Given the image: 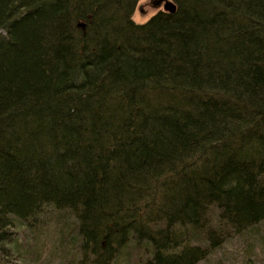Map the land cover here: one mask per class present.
Wrapping results in <instances>:
<instances>
[{
    "label": "trees",
    "instance_id": "trees-1",
    "mask_svg": "<svg viewBox=\"0 0 264 264\" xmlns=\"http://www.w3.org/2000/svg\"><path fill=\"white\" fill-rule=\"evenodd\" d=\"M138 1L0 0V264L264 261V0Z\"/></svg>",
    "mask_w": 264,
    "mask_h": 264
},
{
    "label": "rangeland",
    "instance_id": "rangeland-1",
    "mask_svg": "<svg viewBox=\"0 0 264 264\" xmlns=\"http://www.w3.org/2000/svg\"><path fill=\"white\" fill-rule=\"evenodd\" d=\"M167 1H170V0H139L133 12L134 21L140 24H142L143 22H146L155 13H157V11L163 10ZM13 231H15L18 237H20V240L23 242L28 238L27 237L28 232L22 228L20 229L13 228ZM53 239L51 238V240H49L50 242L48 241L49 243L47 245L48 249L43 250V254L41 255V261H38V262L33 261L34 255H32L33 257L26 258V261L16 259V257L12 255L6 258L7 260H9V263L15 262L14 264H71L72 261L66 262V259H65L64 262H60L57 258H55L53 254L56 251H55V248L52 247ZM250 242L251 240L248 243H246L248 250H251V246L254 244V242H251V243ZM33 244L34 242L30 241V247ZM240 248L243 249V247H241L239 244H236L235 241L229 242L228 244L224 245L222 251L217 256H214L210 258V260H208V264H241V256H240L241 249ZM255 249L257 252H259L257 247ZM260 257L261 256L258 255V259ZM263 258H264V255H263ZM260 263L264 264V261L260 260Z\"/></svg>",
    "mask_w": 264,
    "mask_h": 264
},
{
    "label": "water",
    "instance_id": "water-1",
    "mask_svg": "<svg viewBox=\"0 0 264 264\" xmlns=\"http://www.w3.org/2000/svg\"><path fill=\"white\" fill-rule=\"evenodd\" d=\"M176 9V4L175 2H173L172 0L170 1H167L165 6H164V9L165 11H168V12H171V13H174V10ZM78 26L84 28V24L82 22H79L78 23Z\"/></svg>",
    "mask_w": 264,
    "mask_h": 264
}]
</instances>
